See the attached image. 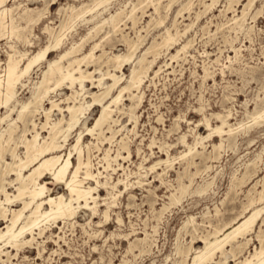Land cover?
I'll list each match as a JSON object with an SVG mask.
<instances>
[{
	"label": "rangeland",
	"instance_id": "1",
	"mask_svg": "<svg viewBox=\"0 0 264 264\" xmlns=\"http://www.w3.org/2000/svg\"><path fill=\"white\" fill-rule=\"evenodd\" d=\"M248 1L217 0L208 7L210 0H153L150 5L149 2L148 5L146 2L140 5L138 0H110L107 8L98 10L100 15L94 22L109 18L108 15L115 14L127 4V11L123 12L124 15L121 14L116 31L105 25L107 27L103 26L97 35L93 34V38L85 39L94 22L84 24L81 21L67 31L64 45L49 54L48 60L56 59L60 52L67 50L74 43L81 46V53L87 52L95 42H100L99 48L94 52L96 56L101 53V49L106 51L107 55L124 53L126 49L123 37L136 42L142 41V46L136 52L138 56L153 40L161 42L166 28H169L174 36L176 31L178 34L175 36V44L168 51H159V57L144 80L139 92L140 95L143 94V99L139 108L135 109V128L126 115H119V124L125 125L126 128L111 145L108 142L93 140L91 136H82V142L91 143L89 157L92 172L97 174L99 171L102 175L98 180L103 183L105 180L109 181L110 186L121 181L116 191H112L109 186L107 189L99 188L97 214L92 215L90 211L79 209L73 220H58L56 223L43 225L44 234H35V240L29 247L25 246L18 252L4 248V251H9L10 258L1 256L2 260L7 262L0 264H119L122 260L127 261L126 264H180L181 257L176 253L177 248L190 251L185 263L188 264L195 250L203 246L201 237L208 236L215 228L223 227L237 218L250 200L259 197V191L264 188V122L259 120L255 123L250 116L254 110L264 108V0H254L255 2L246 9ZM92 3V0H9L6 7L11 10L0 21V74H4L8 54H15L17 57L24 52L28 55L36 53L50 43L53 35L71 20L74 16L71 8ZM131 5H136L135 25L127 18ZM244 8L246 15L240 20ZM180 11L181 14L178 15ZM88 17L87 19H90V16ZM184 43L188 44L185 52L181 51L175 59H169L176 55ZM105 60L106 57H103L102 61ZM102 68L105 71L108 66L102 65ZM129 68L130 65L124 68V76L128 74ZM93 69L94 66L87 68L89 71ZM45 70L46 64L43 62L31 71L29 77L22 80L17 86L18 101L25 102L30 99L36 83L41 79V73ZM97 76L98 74L95 75ZM86 86L91 88L89 83ZM70 93L69 89L63 87L51 94L50 98L59 103L60 107H64L66 102H63V99ZM123 99L120 107L129 104V101H125V96ZM49 106L47 100L43 102L44 109ZM4 113L5 109L2 108L0 115ZM57 113V110L51 112V120L60 118ZM99 113V107H91L86 113V124L93 125ZM217 115H229L228 123L232 128L238 124L243 126L229 136L213 134L201 145H197L193 154L183 156L188 152V148L180 142L181 136H185L189 145H194L197 135L205 136L209 133L204 126L205 120H208L212 127L221 124ZM16 117V112H13L11 118ZM35 122L40 127L44 122L43 116L36 115ZM24 125L31 127L27 121L18 122L14 141L6 146L4 161L7 163L11 162L7 151L14 149L15 144L18 145L16 153L23 156L24 149L19 141ZM6 126L7 122L0 124V133ZM38 131L41 137L47 135L46 130ZM29 135L28 133L26 137L29 138ZM121 137L127 148L129 146L130 158H118L112 163L116 171L105 172L101 167L102 157L108 149L111 156L116 155ZM75 138L76 132H70L67 145L61 151L62 155L68 153L69 145ZM215 145L220 147L214 149ZM120 153L126 156L125 152ZM167 158L169 163L150 169L158 160ZM0 165L1 171L4 169L2 161ZM10 177L14 179V176L9 175L6 181H10ZM43 180L47 182L48 194H66L61 185H55L47 176ZM86 183L85 186L94 185L91 180ZM181 184L189 185L187 194L183 195L178 204L172 205L169 203L170 195H178L177 190ZM8 186L7 190L12 193L13 188ZM202 190L206 192L199 193ZM107 191L115 195V200L108 211L107 220H104L102 213L106 206L103 201H110ZM261 205L256 204L259 207ZM20 207L19 203L12 206ZM251 212L249 211V214ZM263 217L264 213H261L255 221L253 233L248 237L251 242L249 241L234 259L228 258L226 264H236L249 253H253L255 248H259L260 242L255 235L260 238L263 236L261 239L264 240V222L261 220ZM3 226L4 222L0 221V227ZM142 239L144 241L138 243V240ZM131 242L137 247L129 253L128 243ZM229 249L230 246L227 247V250ZM215 257L216 260L220 259L219 254Z\"/></svg>",
	"mask_w": 264,
	"mask_h": 264
},
{
	"label": "bare ground",
	"instance_id": "2",
	"mask_svg": "<svg viewBox=\"0 0 264 264\" xmlns=\"http://www.w3.org/2000/svg\"><path fill=\"white\" fill-rule=\"evenodd\" d=\"M8 1L9 0H0V21L5 17V15L8 14L9 10H11L6 7ZM92 1L93 3L91 5L82 4L78 8H74L72 6L73 8H71V12L74 14V16L71 18V20H67L68 22H66L60 28V30L58 32L56 31L57 33L53 35L52 41L43 48H40L36 53L28 55L26 52H24V54H18L20 56L17 57L15 56V54H8L4 74H0V111L2 108L5 109L4 115H0V124L7 122L6 128H3L2 133H0V163L2 161L4 165V169L0 171V221L4 222V226L2 228L0 227V263L5 261L2 260L1 256L10 258L8 256L9 251H4V248H11L18 252L25 246L29 247V245H31V242L35 240V234H37V236H42L44 234L45 229L43 225L49 222L56 223V221L58 220L64 222L73 220L76 217L79 209L90 211L92 215L97 214V200L100 197L98 192L99 188L107 189V187L109 186L112 191H116L117 185L121 183V181H118L117 183L110 186V184L108 183L109 181L105 180L103 183L98 180L99 176L102 175L99 171L97 174H94L92 172V164L89 157L91 143L88 142L89 144H85L84 142H82V136H91L93 140L108 142L111 145V143L115 142L120 136L121 131L125 130L126 128L125 125L119 124V115H122V117L126 115L128 121L133 122L135 128L137 123L135 109L139 106L141 100L143 99V94L141 93L142 95H140L139 92L142 88L144 80L148 72L152 68V65L159 57V51L161 49H165L166 51H168L171 46L175 44V36L178 34L177 31L174 36L172 35L173 33H170V29L166 28L165 36H161L162 41L157 42L153 40L151 44L144 49L143 53L138 56L136 55V52L142 46V41L138 40L136 42L130 40L129 38L123 37V42L126 49L124 53H111L112 55H107L106 51L101 49V53L96 56L94 52L99 48L100 42H95L92 47L85 53H81V46L79 47L78 44L76 45L74 43L70 47H68L67 50L60 52L56 59L48 60L49 54L56 52L57 50L62 48L65 43L68 30H70L78 21H81V23L84 24L94 22L97 19V16L100 15V11L98 12V10L102 7L109 6L110 4V0ZM210 1L211 4L208 5V7L217 2V0ZM253 1L254 0H249L245 8H249ZM145 2L146 4L149 2L150 5L153 0H138V4L140 5H143ZM19 6L21 7V5ZM131 6V9H128L129 11L127 18L132 22L133 25H135V19H137L134 17L136 5ZM127 8V4H124V8H118L119 11L115 12V14L108 15L109 18H100V21L94 22L92 28L88 31L87 36L84 38L87 39L89 37H92L93 34L97 35L105 25H108L112 29V31H116L118 29V24L121 21L120 16ZM245 8L241 12L240 20H242L246 15ZM37 11L40 12V10ZM180 14L181 11L178 12V15ZM13 15L15 14L13 13ZM32 15H34V13ZM88 16H90V19H87ZM163 16H165V14ZM19 19H21V16ZM19 19L17 22H19ZM175 24L176 23L174 22V27ZM22 36L24 37V35ZM187 46L188 44L184 43L180 50L177 51L176 55H172L169 59H175L177 57V54L181 51H184ZM150 56L152 58H149ZM103 57H106L105 61H102ZM101 61L102 63H100ZM43 62L46 64V70L41 73V79L36 83L35 91L31 95L30 99L25 102L18 101L16 99L18 94L17 86L22 83V80L29 77L31 71L39 67ZM102 65L105 67L108 66V68L103 71ZM129 65V72L126 76H124L123 70L126 66ZM89 66H94V69L92 71L87 70ZM96 74H98L97 77H95ZM87 83L90 84V89L87 88ZM63 87L69 89L71 93L69 95H66L63 99V102H66V105L64 107H60V104L52 100L50 98V95L53 94L56 90ZM93 89L97 90L93 92ZM124 96L126 97L125 101H129V104L122 105L120 107L122 100H124ZM87 98L90 100L87 101ZM46 100L48 101L50 106L49 108L44 109L43 102ZM91 107H99L100 113L95 119L93 125L88 126L86 124V113ZM53 110L58 111V113L60 114V118L51 120L52 117L50 114ZM13 112H16V118H11V114ZM38 114H41L44 118V122L41 123L40 127H38V123L35 122V116ZM116 114H118V116H116ZM220 115H217V118L220 120L221 124L216 127H212L209 124L210 122L208 120L203 119L205 120V129L209 131V133L205 136L197 135L194 145H189L185 141V136H181L180 142L188 148V152H186L183 156L193 154L192 152L194 151L195 147L199 144L201 145L202 142L205 139L207 140L208 138H210L211 135L218 134L219 136H222L223 134H227L229 136L238 129H241V127L243 126V124H238L237 127L234 126V128H232V126L228 123L229 115L223 117ZM250 119L255 123L259 120H262V122H264V108L262 110H254V113L250 116ZM24 121H27V124L31 127L27 128L24 125V130L20 137L19 142L21 144V147L24 149L23 156H20L16 153L15 149L18 147V145L15 144L14 149H12L11 151H7L11 158V162L7 163L6 161H4L6 146H8L10 142L14 141L16 128L19 127L17 126V123H24ZM225 128H227L228 130H225ZM38 129H40L41 131L46 130L47 135L45 137H41L39 133L40 131H38ZM72 131L76 132V138L74 142L69 145L68 153L66 155H62L61 151L67 145L66 143L68 136ZM28 133L30 134L29 138L26 137ZM119 142L120 147L117 146L119 147V149L117 150L114 157L110 155L109 149L105 151L102 157L103 163L101 164V167L105 172L111 170L114 173L116 171V168H113L112 163H115L118 158L123 160L130 158V151L128 150L129 146L127 148L122 137L120 138ZM219 147L220 145H215L213 148L218 149ZM120 151L125 152L126 156H123ZM72 158H74V162H72ZM169 162L170 161L168 158L166 160H158L151 166L150 169L153 170L156 168V166L160 164H167ZM9 175L14 176V179L10 177L11 180L6 181V177H8ZM46 176L50 178L55 183V185H61L64 188V192L66 194L58 193L54 196L48 194L49 189L46 186L47 182L43 180ZM104 177L107 178V176ZM262 178L264 179V177ZM110 179L111 178H109V180ZM90 180L93 181L94 185L85 186V184H87L86 181ZM208 183L210 184V182ZM7 185H9L8 187L11 186L13 188L12 193L7 190ZM188 186H184L183 184H181L177 190L178 195L174 193L170 195L169 203L172 205L176 203L178 204L183 195L187 192V189L189 188ZM202 192L204 194V192L206 191L202 190L199 193ZM107 193L110 201L107 202L105 199L103 201V204L106 206V209L102 213V218L104 220H107L108 211L110 210V207L114 205L115 200L114 194L108 191ZM15 203H19L21 207L12 208ZM260 203L262 204L260 207L256 206V204ZM242 211L243 212L241 214L239 213L240 215L237 218L232 219L231 222L225 224L223 227L215 228L214 231L211 232L208 236L201 237L200 242H202L203 246L202 248L195 250V253L192 254L191 258L189 259L188 264H226L228 258L231 257L234 259L237 254L241 253L242 249L250 241L248 237L253 233L255 221L257 220L258 216L261 215V213H264V188L263 190L259 191V197L257 199L250 200L248 205L243 208ZM249 211L252 212L249 214ZM246 213H248V215H245ZM261 220L263 223L264 217ZM188 223L190 224V222ZM35 231L38 232L36 233ZM255 236L260 242L259 248H255L253 253H249L247 257H244L236 264H264V240L261 239L263 236L261 238L258 235ZM191 239L193 238L191 237ZM142 241L144 240H138V243ZM128 244L129 248L127 252L129 253L137 247V245L133 242ZM228 246H230L229 250H227ZM189 252V250L183 251L181 250V248H177L176 253L181 257L180 264L186 263L187 257L189 258ZM217 254L220 255L219 260H216L215 256ZM126 263L127 261L125 262L124 260H122L119 264Z\"/></svg>",
	"mask_w": 264,
	"mask_h": 264
}]
</instances>
